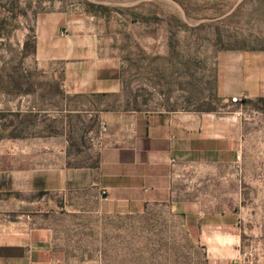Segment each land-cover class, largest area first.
<instances>
[{
	"label": "rangeland",
	"instance_id": "1",
	"mask_svg": "<svg viewBox=\"0 0 264 264\" xmlns=\"http://www.w3.org/2000/svg\"><path fill=\"white\" fill-rule=\"evenodd\" d=\"M50 12L85 21L100 57L117 62L130 106L210 113L235 125L237 162L212 178L211 169L201 171V192L207 207L236 217L243 261H264V0H0V90H29L32 112L42 101L38 91L49 104L64 88L35 59L37 21ZM56 75L62 76L60 68ZM36 115L23 130L6 128V112L0 113V186L6 189L8 179V189L15 187L13 173L29 167L26 215L33 229L43 225L39 174L84 168L97 152L85 126L69 130L60 124L54 141L53 123L39 130ZM159 217L167 218L111 213L102 220L79 217L70 226L72 220L52 215L55 261L189 264L184 244L144 222Z\"/></svg>",
	"mask_w": 264,
	"mask_h": 264
},
{
	"label": "crops",
	"instance_id": "2",
	"mask_svg": "<svg viewBox=\"0 0 264 264\" xmlns=\"http://www.w3.org/2000/svg\"><path fill=\"white\" fill-rule=\"evenodd\" d=\"M95 44L83 19L66 12L40 15L35 59L44 73L55 74L49 78L63 84V92L46 104L45 92L38 91L42 101L32 112L29 90H0L6 128L24 130L31 113H37L39 130L53 123L52 140L60 137L55 133L60 124L69 130L85 126L97 148L94 161L84 168L54 170L52 177L39 174L38 218L43 225L38 228L30 227L26 215L29 167L13 173L15 187L8 189V179L6 189L0 186V264H67L55 261L52 215L76 226L79 217L102 220L111 213L166 215L144 222L159 228L156 233L166 240L184 244L182 257L189 264H243L236 217L207 207L200 182L201 171L211 169L212 178L220 174L217 169L237 162L235 125L210 113L130 106L117 62L100 57ZM59 68L61 77L56 75Z\"/></svg>",
	"mask_w": 264,
	"mask_h": 264
},
{
	"label": "built area",
	"instance_id": "3",
	"mask_svg": "<svg viewBox=\"0 0 264 264\" xmlns=\"http://www.w3.org/2000/svg\"><path fill=\"white\" fill-rule=\"evenodd\" d=\"M234 101H237V98H234ZM251 262H244L243 264H250Z\"/></svg>",
	"mask_w": 264,
	"mask_h": 264
}]
</instances>
